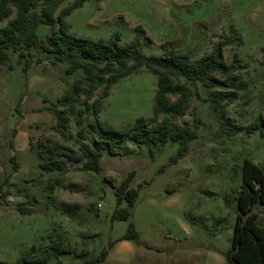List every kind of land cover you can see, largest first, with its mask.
<instances>
[{
	"label": "rangeland",
	"instance_id": "1",
	"mask_svg": "<svg viewBox=\"0 0 264 264\" xmlns=\"http://www.w3.org/2000/svg\"><path fill=\"white\" fill-rule=\"evenodd\" d=\"M72 2L65 1L56 16ZM14 15L0 20V28ZM66 21L77 36L109 40L118 33L121 43L140 37L146 54L175 48L196 59L226 41V61L236 64L249 86L215 112L209 99L218 88L179 79L193 90L191 106L172 124L197 131L188 150L181 154L172 140L152 146L125 140L116 154L101 151L95 172L76 159L83 142L99 148L100 132L90 123L99 118L123 128L150 118L158 75L141 67L120 78L101 99L99 113L84 104L92 105L104 86L90 100L80 97L84 122L78 123L76 112L63 129L57 100L84 76L83 69L69 73L66 62L54 64L40 45L24 57L12 51L0 63V264H19L33 246L58 239L69 251L44 264H229L243 163L250 159L264 167V124L248 132L259 116L264 119V0H85ZM139 25L145 32H137ZM52 31L40 23L38 44ZM49 158L66 159L68 169L44 170L41 162ZM132 171L137 202L129 219H113L115 188ZM18 204L33 211L22 213ZM253 210L264 225V203ZM130 223L137 235L123 239ZM104 251L101 261L84 263Z\"/></svg>",
	"mask_w": 264,
	"mask_h": 264
},
{
	"label": "trees",
	"instance_id": "2",
	"mask_svg": "<svg viewBox=\"0 0 264 264\" xmlns=\"http://www.w3.org/2000/svg\"><path fill=\"white\" fill-rule=\"evenodd\" d=\"M65 1L67 0H0V20L15 14L0 28V63L6 61L12 51L19 52L24 57L28 50L40 45L54 64L66 62L69 73L77 69L84 71V76L75 80L73 89L57 100L63 106L57 112V122L61 128L69 127L71 115L76 112L79 124L84 122L88 109L93 108L99 113L101 99L109 95L111 86L120 78L141 67H146L158 75L155 108L150 118H138L133 124L123 128H117L99 118L90 123L92 129L100 132L96 140L99 148L86 142L81 144V153L76 159L84 160L85 170L99 172L101 151L107 150L110 154H116L117 147L125 140L151 146L170 140L177 141L181 146L180 153L184 154L189 148V142L197 136V131L188 124H172L174 120L184 116L191 106L193 90L189 84L178 81L181 78L190 83L200 81L206 87L218 88L219 91L214 92L209 99L215 112L233 104L238 100L240 91L248 89L249 83L237 72L236 64L226 61V41L215 43L211 52L196 59H191L188 52L175 48L167 49L163 54H146L140 37L121 43V35L118 33L109 40L71 33L66 16L83 5L85 0H74L56 16L57 10ZM40 23H46L53 29L48 40L42 44H38L36 33ZM137 32H145L143 26H137ZM101 86H104L103 94L95 98L92 105L85 102L87 111L77 108L80 97L92 99L95 90ZM161 116L163 119L158 122ZM263 124L264 119L259 116L250 124L249 134ZM41 167L46 171L64 172L68 169V162L64 158H49L41 162ZM133 177L134 171L115 188L117 208L113 212V219L131 217V208L139 195L137 188L130 187ZM242 179L239 213L232 247L228 253L229 264H264V225L258 223V213L253 210L256 202L264 203V167L246 159L242 166ZM123 202H126V206L121 205ZM17 207L22 213L33 211L22 204ZM136 235L135 226L130 223L129 232L123 239H133ZM32 251L31 255H22L19 264H44L53 256L69 250L64 241L58 239L44 247L35 245ZM107 253L104 251L100 257L86 259L84 263L101 261Z\"/></svg>",
	"mask_w": 264,
	"mask_h": 264
}]
</instances>
